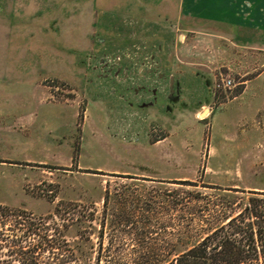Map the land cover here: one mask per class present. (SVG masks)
<instances>
[{
	"label": "rangeland",
	"instance_id": "374dc122",
	"mask_svg": "<svg viewBox=\"0 0 264 264\" xmlns=\"http://www.w3.org/2000/svg\"><path fill=\"white\" fill-rule=\"evenodd\" d=\"M91 5L0 0V264L168 259L263 197L253 192H264V52L219 39L216 60L214 42L193 40V78L219 81V101L236 97L219 117L171 127L203 133L153 145L165 128L144 106L124 107L129 90L108 67L133 63L153 80L173 71L150 55L152 41L90 34Z\"/></svg>",
	"mask_w": 264,
	"mask_h": 264
},
{
	"label": "crops",
	"instance_id": "0c3cea01",
	"mask_svg": "<svg viewBox=\"0 0 264 264\" xmlns=\"http://www.w3.org/2000/svg\"><path fill=\"white\" fill-rule=\"evenodd\" d=\"M90 2L93 9L91 20L93 28L90 34L97 35L102 40L141 41L139 43L152 41L150 44L153 53L150 55L161 57L163 68L173 71L167 79L162 78L163 71H160L157 74L160 78L153 80L148 78L150 74L152 75L149 69L142 71L140 66L134 68L133 63L130 66L123 64L121 68L115 66L113 70L108 67L115 83L122 84L129 90L131 102L124 107L144 106L143 111L147 115L151 113L159 126L165 128L166 133L155 138L151 142L153 145L174 140L176 135L203 133V127L192 122L184 123L182 126L185 131L179 134L173 133L171 127L185 119L200 122L214 114L219 117V105L236 97L219 101V87H216V82L193 78L196 77L201 65V61L193 56L195 51L193 40L214 42L213 52L216 60L219 59V39L231 40L233 44H246L264 52V0H90ZM136 49L135 51L127 48L126 51L132 55L144 53ZM92 67L97 68L95 65ZM181 68L185 72L182 73ZM123 69L126 77L124 82L120 80ZM70 78L72 84L78 80L77 76ZM135 81L142 83L143 88L134 83ZM212 147L209 144L208 150ZM136 176L151 178L142 174Z\"/></svg>",
	"mask_w": 264,
	"mask_h": 264
},
{
	"label": "trees",
	"instance_id": "16d2710c",
	"mask_svg": "<svg viewBox=\"0 0 264 264\" xmlns=\"http://www.w3.org/2000/svg\"><path fill=\"white\" fill-rule=\"evenodd\" d=\"M253 193L263 197H248L247 204L226 215L224 223L207 230L191 244L172 248V257L124 264H264V192Z\"/></svg>",
	"mask_w": 264,
	"mask_h": 264
},
{
	"label": "built area",
	"instance_id": "2783aa9c",
	"mask_svg": "<svg viewBox=\"0 0 264 264\" xmlns=\"http://www.w3.org/2000/svg\"><path fill=\"white\" fill-rule=\"evenodd\" d=\"M220 84L222 87L229 88L232 85V79H230L229 77L222 78L220 81ZM215 85H216V87H219V81L216 82Z\"/></svg>",
	"mask_w": 264,
	"mask_h": 264
}]
</instances>
